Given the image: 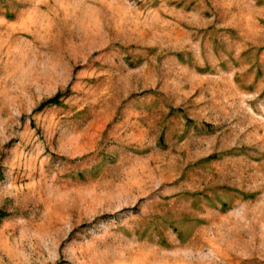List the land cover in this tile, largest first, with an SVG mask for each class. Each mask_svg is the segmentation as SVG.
<instances>
[{
  "label": "rangeland",
  "instance_id": "374dc122",
  "mask_svg": "<svg viewBox=\"0 0 264 264\" xmlns=\"http://www.w3.org/2000/svg\"><path fill=\"white\" fill-rule=\"evenodd\" d=\"M0 264H264V0H0Z\"/></svg>",
  "mask_w": 264,
  "mask_h": 264
},
{
  "label": "trees",
  "instance_id": "16d2710c",
  "mask_svg": "<svg viewBox=\"0 0 264 264\" xmlns=\"http://www.w3.org/2000/svg\"><path fill=\"white\" fill-rule=\"evenodd\" d=\"M55 100V98H52V99H49L48 101L50 102V101H54Z\"/></svg>",
  "mask_w": 264,
  "mask_h": 264
}]
</instances>
